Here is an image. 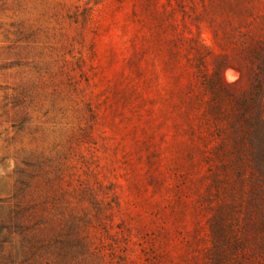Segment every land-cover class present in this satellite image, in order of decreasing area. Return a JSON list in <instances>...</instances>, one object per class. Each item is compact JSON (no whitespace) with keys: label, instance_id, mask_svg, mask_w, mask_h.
I'll return each instance as SVG.
<instances>
[{"label":"rangeland","instance_id":"rangeland-1","mask_svg":"<svg viewBox=\"0 0 264 264\" xmlns=\"http://www.w3.org/2000/svg\"><path fill=\"white\" fill-rule=\"evenodd\" d=\"M209 1L0 0V219L17 210L42 242L30 261L264 264L252 186L205 160L219 140L205 143L207 96L176 40L212 43ZM223 77L249 87L237 65ZM19 238L4 252L21 258Z\"/></svg>","mask_w":264,"mask_h":264},{"label":"trees","instance_id":"trees-1","mask_svg":"<svg viewBox=\"0 0 264 264\" xmlns=\"http://www.w3.org/2000/svg\"><path fill=\"white\" fill-rule=\"evenodd\" d=\"M177 5L179 9L184 7L182 1ZM190 10L193 11L192 7ZM202 14L209 19L212 43H206L201 36L181 33L176 40L185 43L184 47L192 53L202 93L207 96L204 102V117L208 122L205 143L208 144L211 138L219 140L210 146L205 160L208 163L218 159L215 170L222 171L227 177L233 174L235 179L227 185L238 187L239 192L248 178L254 192L250 200L258 215L254 225L264 237V0H210L208 4L204 3ZM199 17L195 16V20ZM226 46L231 55L224 52ZM208 55L213 59L211 68L206 65ZM233 65L248 75L250 83L246 90L235 91L234 85L224 79L223 71ZM215 170L210 173L211 181L220 192L221 182L216 180ZM248 172L250 177L245 175ZM225 204L224 201L219 204L216 219L211 221L216 241L226 232V211L234 209ZM231 213L228 229L230 223L236 222ZM250 213V209H246L247 225H250ZM17 215V210L8 209L6 217L0 219V264H37L30 258L43 249V244L23 233L24 224ZM13 233L20 235L21 258L18 250L14 255L4 252ZM262 244L264 246V242Z\"/></svg>","mask_w":264,"mask_h":264}]
</instances>
